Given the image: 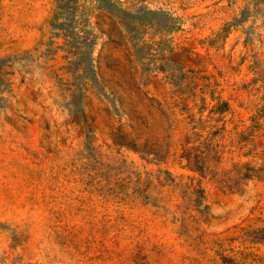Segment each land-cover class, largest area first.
I'll use <instances>...</instances> for the list:
<instances>
[{
    "label": "rangeland",
    "instance_id": "1",
    "mask_svg": "<svg viewBox=\"0 0 264 264\" xmlns=\"http://www.w3.org/2000/svg\"><path fill=\"white\" fill-rule=\"evenodd\" d=\"M0 264H264V0H0Z\"/></svg>",
    "mask_w": 264,
    "mask_h": 264
}]
</instances>
